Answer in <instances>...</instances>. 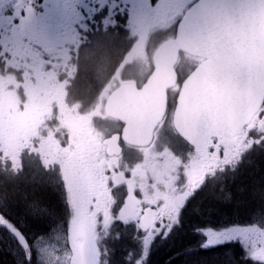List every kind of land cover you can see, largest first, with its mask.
Listing matches in <instances>:
<instances>
[{
  "label": "flooded vegetation",
  "instance_id": "flooded-vegetation-1",
  "mask_svg": "<svg viewBox=\"0 0 264 264\" xmlns=\"http://www.w3.org/2000/svg\"><path fill=\"white\" fill-rule=\"evenodd\" d=\"M197 1L181 4L173 0L170 9L183 11ZM44 3L31 0L30 6L41 13ZM85 3H75L83 18L80 23L73 22L71 5L67 14L62 6V26L49 43L22 27L19 19L0 22V264H39L40 246L50 248L51 259L60 264H75L81 253L79 264H102L101 252L109 253L108 264H116L119 251H145L147 232L138 227L140 223L162 215L166 205L179 206L185 198L188 202L179 224L170 232L157 225L147 256L150 251L163 250L166 237L174 236L176 249L181 251L189 243L195 248V258L181 259L180 253L176 260L144 256L141 264H257L238 242L204 247L207 237L197 228L229 229L233 236L247 234L250 247L255 242L256 248H264V196L249 209L235 201L219 200L215 205L214 196L219 187L239 183L235 178L252 153L264 154V148L256 147L264 140V104L241 134L218 135L196 152L174 125L184 81L178 75L167 92L166 112L152 141L145 146L126 142L125 125L106 113L109 96L122 86L116 77L120 64L110 80L102 84L99 79L88 94L80 92L84 88L79 78L80 56L90 36L97 35L99 41L102 34H85L81 26L86 23ZM187 9L181 11L183 15ZM15 11V5L3 8L6 16ZM22 43L30 44L29 49L20 51ZM148 44L149 40L146 49L121 72V81L135 83L134 87L127 85L131 88L141 89L153 71V62L148 70L139 68L140 73L131 70L137 58L149 55ZM196 59L198 64L202 61ZM256 140L259 144H253ZM241 145L247 147L235 165L217 171L215 178L205 171V152L215 153L219 148L223 156ZM168 150L179 159L174 178L163 175L155 165L149 170L147 165L153 164L150 155ZM13 157L19 167H13ZM108 219L111 222L106 226ZM16 233L27 243V253ZM137 262L128 260V264Z\"/></svg>",
  "mask_w": 264,
  "mask_h": 264
},
{
  "label": "water",
  "instance_id": "water-1",
  "mask_svg": "<svg viewBox=\"0 0 264 264\" xmlns=\"http://www.w3.org/2000/svg\"><path fill=\"white\" fill-rule=\"evenodd\" d=\"M149 35L148 29L124 56L116 70L122 86L106 105L107 115L125 125V141L135 146L152 141L166 112L167 92L178 81L181 53L202 61L182 82L174 115L179 136L200 152L218 135L241 134L264 104V0L195 2L175 35L154 51L153 71L138 90L127 86L134 82L121 81V72L146 49Z\"/></svg>",
  "mask_w": 264,
  "mask_h": 264
},
{
  "label": "snow or ice",
  "instance_id": "snow-or-ice-1",
  "mask_svg": "<svg viewBox=\"0 0 264 264\" xmlns=\"http://www.w3.org/2000/svg\"><path fill=\"white\" fill-rule=\"evenodd\" d=\"M77 0H45L44 11L41 13H36L31 5V0H0V22L7 19L9 22L19 19L21 26L27 28L35 36H37L42 41L49 43L51 38L56 35L61 24V10L63 6L64 14L68 13V6L71 5V16L75 17L73 22L80 23L83 18L79 17V13L75 10V3ZM181 4H186L188 0H178ZM119 3V0H117ZM125 5H130L127 8L128 21L127 29L129 33L135 35L138 30V22L141 15L143 16H159L167 12L168 6L173 3V0H123ZM15 5V15L9 13L7 16L3 12V8L6 5ZM26 13V15L24 14ZM71 16H67L68 19H71ZM189 18L185 17V24L189 23ZM103 29L105 32L113 30L119 27L118 20L112 16L111 13L102 20ZM81 26L88 30L87 23H81ZM183 27V25H181ZM264 131V128H262ZM245 145L236 147L235 149H229L225 151L224 155L221 156L219 153V148L216 149L215 153L205 152V171L212 173L213 178H215V173L217 171L224 172L227 170L228 165H235L237 159L244 148ZM13 167H19V160L15 157L12 158ZM203 173H201V176ZM196 186H200V177L196 180ZM228 199H231V194H229ZM188 202V198L179 205H166L163 214L157 217H154L151 220H145L143 223H140L138 227L147 232V236L144 240L145 252L144 255L147 256V248L152 239L153 232L157 231V225H163V228L160 230L171 231L174 226L179 224L180 215L184 207ZM123 219V218H122ZM2 222V220H0ZM110 219L106 220V226L110 223ZM127 220H124V223H127ZM151 229V231H149ZM13 231H15L13 229ZM197 231L201 232L204 236L207 237V242L203 245L204 247L216 246L217 244H226V243H240L244 248L246 256L251 261H256L257 264H264V248H256L255 242H251L247 234L241 236H233L230 233L229 229H221L219 231L207 227V228H197ZM17 236L20 239V242L23 248L27 253V243L24 241L23 237L17 233ZM137 264H141L140 261Z\"/></svg>",
  "mask_w": 264,
  "mask_h": 264
},
{
  "label": "trees",
  "instance_id": "trees-1",
  "mask_svg": "<svg viewBox=\"0 0 264 264\" xmlns=\"http://www.w3.org/2000/svg\"><path fill=\"white\" fill-rule=\"evenodd\" d=\"M182 16L177 19L171 28L165 31H151L148 44L151 57L155 49L162 42L175 35ZM96 37L97 35L90 36V40L83 49V55L79 59L78 67L81 69L79 78L81 84L84 85V88L80 89V92L84 94L92 91L99 79H101L102 84L110 80L127 49L132 44V40L128 39L127 29L120 24L118 28L102 33L99 41ZM197 64L196 58L181 53L176 66L179 80L183 81ZM256 147L264 148V140L259 145H256ZM235 181H239V183L235 185L231 184L227 188L219 187L218 191L214 193L215 205L218 204L217 201L219 200L227 202L235 201L236 205L243 204L246 209L254 208L260 202V198L264 196V154L256 155V153H252L245 163L244 170L235 178ZM204 194L207 195L206 192ZM229 194H231V199H228ZM203 208L207 210L204 205ZM174 239V236L166 237L165 248L161 251H150L147 259L176 260L181 258L191 260L195 258L196 251L192 245L187 243L181 251H178ZM179 253L181 257L177 258ZM21 264L26 263L22 262Z\"/></svg>",
  "mask_w": 264,
  "mask_h": 264
},
{
  "label": "rangeland",
  "instance_id": "rangeland-1",
  "mask_svg": "<svg viewBox=\"0 0 264 264\" xmlns=\"http://www.w3.org/2000/svg\"><path fill=\"white\" fill-rule=\"evenodd\" d=\"M190 4L187 7H185L183 11L186 10L190 6ZM128 7H130V5H125L123 3V0H119V3H117V0H86L85 19L88 25V30L85 31V34L87 33L91 34L95 31L97 32L101 31L102 33H105L103 29V25H102V20L103 18L107 17L109 13H111L112 16L118 20V23L122 27H125L127 29V21H128L127 8ZM181 11L182 9L180 8L176 9V7L173 10L170 9V5H169L167 12L165 14H161L159 16L141 15L139 18V22H138V30L136 31L135 35L129 33L127 29L128 39H131L132 42L138 40L140 37L144 35L146 30L148 29L150 30L152 25L153 26L151 28V31H165L171 28L176 23L177 19L183 15L182 14L183 11L182 12ZM156 19L158 20V22L155 24ZM29 46L30 44L22 43L21 47L18 49L20 51L21 50L25 51L26 49H29ZM148 53H149V50H148ZM151 67H152V57L150 56V53H149V55L146 54L144 57L137 58L135 63L131 65V70H135L134 73L136 74V69H138V73H140L139 70L141 68L148 70ZM258 142L259 141L256 140L253 144H256V143L259 144ZM1 150L2 148L0 147V151ZM149 157L153 163V164L147 163L149 170H151L153 168V165H155L158 171L162 172L163 175L165 174L167 176H170L171 178H174L175 172L179 168V161H178L179 159L175 153H171L170 150H168L165 152V154H160V155L154 154V155H150ZM144 252L145 251L143 250H139V251L132 252V254L130 253L128 254L127 252L119 251L117 253V259H115V261H118L116 264H128V260L132 262L141 261L142 259H144V256H145ZM100 254L102 257L101 258L102 264H108L107 260H108L109 253L101 252ZM54 264H60V261L55 259Z\"/></svg>",
  "mask_w": 264,
  "mask_h": 264
},
{
  "label": "clouds",
  "instance_id": "clouds-1",
  "mask_svg": "<svg viewBox=\"0 0 264 264\" xmlns=\"http://www.w3.org/2000/svg\"><path fill=\"white\" fill-rule=\"evenodd\" d=\"M39 250V264H54L53 260L51 259V249L44 247V246H40L38 247ZM29 258L31 259V253H29ZM65 264H67V261H65Z\"/></svg>",
  "mask_w": 264,
  "mask_h": 264
}]
</instances>
